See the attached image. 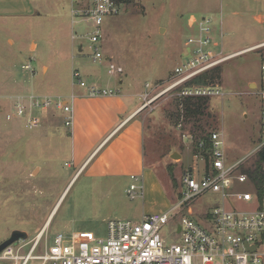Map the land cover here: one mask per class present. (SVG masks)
<instances>
[{
    "label": "rangeland",
    "instance_id": "374dc122",
    "mask_svg": "<svg viewBox=\"0 0 264 264\" xmlns=\"http://www.w3.org/2000/svg\"><path fill=\"white\" fill-rule=\"evenodd\" d=\"M216 3L129 0L121 6L119 15L105 20L101 44L104 59L94 61L95 47L88 35L93 28L78 18L72 19L71 0H0V245L15 231L28 233L30 239L38 235L78 171L73 162L72 128L66 127L62 111L50 108L42 112L41 125L35 130L27 129L23 119L7 120L17 100L27 96L71 102L73 67L83 73L88 85L94 82L102 86L86 76L87 72H96L104 86L112 78V88L119 86L138 95L130 99L134 109L149 103L142 109L144 193L132 200L125 191L131 184L128 181L79 174L48 226L51 245L58 233L92 231L106 235L110 220L138 222L144 213L147 216L169 211L180 199L184 171L197 163L202 171L204 167L188 150L178 129L181 123L185 131L198 136L209 131L223 133L232 161L252 150L261 125V102L252 93L261 80L264 46L218 66L220 76L215 85L208 86H219L223 97H212L202 117L184 116L178 106L177 88L162 95L160 92L165 83L172 81L188 51L186 42L204 16L213 19L214 34L221 29L222 21L235 20V31L223 37L226 56L264 41V25L252 22L250 30L241 29L240 17H229L224 8L213 11ZM218 40L221 37L217 34ZM108 61L123 67L125 73L114 79L109 75ZM26 65L32 70H26ZM121 79L124 85H119ZM74 82L76 90L81 88ZM254 84L256 87H251ZM174 153L180 157L173 158ZM207 200L202 198L195 207ZM170 227L164 229L167 241H178L179 236L172 235Z\"/></svg>",
    "mask_w": 264,
    "mask_h": 264
},
{
    "label": "built area",
    "instance_id": "2783aa9c",
    "mask_svg": "<svg viewBox=\"0 0 264 264\" xmlns=\"http://www.w3.org/2000/svg\"><path fill=\"white\" fill-rule=\"evenodd\" d=\"M71 16L91 24L89 41L95 47L94 61L104 59L101 48L103 25L109 17L119 15L118 0H71ZM188 49L177 66L171 82L161 93L177 88L179 98L223 97L219 86H189L193 79L217 68L236 55L226 56L217 51L213 19L200 18L196 31L186 42ZM263 46L250 49L256 51ZM112 77L125 73L123 67L108 61ZM32 70L30 65L24 67ZM257 90L252 95L261 102L260 135L252 150L242 159L232 161L229 148L220 131H209L198 137L178 129L193 158L204 163L203 171L197 163L184 171L180 179L181 198L167 212L144 216L140 221L110 220L107 234L92 231L58 233L53 245L47 231L34 238L20 240L0 253V262L12 264H264V65ZM76 84L91 98L118 94L117 90L88 85L80 71L73 74ZM150 87V85H148ZM66 100L27 96L18 99L13 115L20 118L29 130L39 128L42 112L50 108L65 115V125L74 124L73 105ZM145 100V98H144ZM149 103L144 105L147 106ZM187 132V133H185ZM127 191L134 200L144 193L143 180L132 176ZM206 204L195 207L202 198ZM171 226V234L178 241H167L164 229ZM180 228V231H179ZM45 241V242H44ZM44 242V244H43Z\"/></svg>",
    "mask_w": 264,
    "mask_h": 264
},
{
    "label": "crops",
    "instance_id": "0c3cea01",
    "mask_svg": "<svg viewBox=\"0 0 264 264\" xmlns=\"http://www.w3.org/2000/svg\"><path fill=\"white\" fill-rule=\"evenodd\" d=\"M220 2L221 6L218 5L217 0L216 8L213 11L221 12L224 8L229 17L234 19L240 17L243 20L239 25L241 29L250 30L252 22L255 25H264V0H221ZM233 24H235L233 19L227 23L222 21L221 29L219 31L216 29L215 37L217 38L218 34L221 41H216L215 38V43L218 46L217 49L221 48L220 51L223 53L224 34H232L235 31V28L232 27ZM258 46H264V41L232 52L229 56L250 52V49ZM75 70L79 69L73 67L71 73L72 96H76V99L73 105L74 124L70 130V136L73 145V162L78 167V171L56 206L59 205L70 185L81 173H88L89 178L93 179L125 180L132 184V176H139L143 179L145 167V122L142 117L144 107L140 106L134 109L130 102V99H136L139 96L125 92L119 86L112 88L114 84L111 77L104 86L105 82L97 77L96 72H87L86 76L91 77L92 81L101 82V87L118 91V94L114 96L91 98L87 96L86 90L81 88L76 90L73 80ZM113 78L115 79V77ZM91 83L96 85L94 82ZM124 83V79L119 80V85H124ZM69 165L70 167L74 166L72 162ZM129 188H126L125 191L127 192ZM52 214L50 216L53 218ZM145 215L146 213L143 214V216Z\"/></svg>",
    "mask_w": 264,
    "mask_h": 264
},
{
    "label": "trees",
    "instance_id": "16d2710c",
    "mask_svg": "<svg viewBox=\"0 0 264 264\" xmlns=\"http://www.w3.org/2000/svg\"><path fill=\"white\" fill-rule=\"evenodd\" d=\"M129 0H118L120 4L128 3ZM218 68V67H217ZM220 69H215L209 74L199 76L188 83L189 86H208L215 85V81L219 78ZM178 106L182 107L183 114L187 118H199L207 114L209 109V103L211 98L209 97H190V98H178ZM180 115V114H179ZM195 134V133H194ZM196 135V134H195ZM198 136V135H196ZM200 137V136H198ZM264 160V159H262ZM173 177V174L171 175ZM175 181V180H174ZM176 184V181L174 182ZM181 198V194H179Z\"/></svg>",
    "mask_w": 264,
    "mask_h": 264
},
{
    "label": "water",
    "instance_id": "95a60500",
    "mask_svg": "<svg viewBox=\"0 0 264 264\" xmlns=\"http://www.w3.org/2000/svg\"><path fill=\"white\" fill-rule=\"evenodd\" d=\"M81 51H82V49H81ZM251 87H256V84H254V85H251ZM173 158H177V157H180V155L179 154H177V153H174L173 155ZM179 231H180V228H179ZM28 233H26V232H22V231H15V232H13V234H12V236H11V238L10 239H8L6 242H4V243H2L1 245H0V253L4 250V249H6L8 246H10V245H12V244H16L18 241H20V240H26V239H28Z\"/></svg>",
    "mask_w": 264,
    "mask_h": 264
},
{
    "label": "bare ground",
    "instance_id": "6f19581e",
    "mask_svg": "<svg viewBox=\"0 0 264 264\" xmlns=\"http://www.w3.org/2000/svg\"><path fill=\"white\" fill-rule=\"evenodd\" d=\"M246 52H248V51H246ZM246 52H243V53H246ZM243 53H241V54H243ZM241 54H239V55H241ZM62 200V199H61ZM61 203V202H60ZM59 203V204H60ZM58 206L59 205H57L56 207H55V209L53 210V214H52V216L54 217V215H55V213H56V211H57V209H58ZM50 218H52L51 216L49 217V219H48V221L46 222V224H45V227L43 228V231H47L48 230V226L51 224V220L52 219H50ZM40 233H42V231H40Z\"/></svg>",
    "mask_w": 264,
    "mask_h": 264
}]
</instances>
